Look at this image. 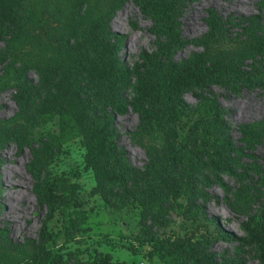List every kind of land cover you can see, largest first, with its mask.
Returning <instances> with one entry per match:
<instances>
[{
    "label": "rangeland",
    "instance_id": "obj_1",
    "mask_svg": "<svg viewBox=\"0 0 264 264\" xmlns=\"http://www.w3.org/2000/svg\"><path fill=\"white\" fill-rule=\"evenodd\" d=\"M166 2L174 10L178 35L183 40L170 57L174 63L190 59L194 52L224 50L232 56L248 40L264 36V0ZM87 4L88 0H74L72 14L82 16ZM16 14L22 18L21 10ZM154 19L150 4L144 8L136 0H117L101 28L108 42L116 46L122 75L113 84L80 74L76 77L80 105L75 109L68 107L71 104H55L53 80L50 84L41 79L33 68L25 70L20 90L10 84L0 89V262L3 257L20 254L18 264H39L43 257L54 264H73L90 261L99 252L107 254L112 264H163L150 257L154 240L192 234L200 254L213 264H261L258 246L264 244V134L249 145L243 141L239 126L264 122V87L219 80L183 90L180 99L185 108L178 105L180 111L173 123L175 140L186 134L184 138L196 141L203 117H209L199 113V107L215 103L220 118L218 139L230 145L232 170L215 172L206 167L207 155H202L199 161L205 167L190 195L184 184L178 187L181 194L176 200L169 193L162 197L167 188L156 190L161 195L158 200L144 189L146 174L148 170L152 174L154 168L151 152L154 148L160 154L166 152L161 142L139 132L143 123L132 107L140 90L152 95L153 76L166 61L157 49L163 36L149 29ZM0 25L11 29L1 17ZM60 39L61 63L92 55L81 27L64 29ZM25 48L30 53L36 51L34 46ZM0 49H4L3 37ZM15 58V52L4 49L0 75L5 62ZM235 60L244 70L263 72L264 80V55L236 56ZM46 95L54 111L43 106ZM200 96L206 98L201 100ZM162 100L160 106L164 104ZM82 108L87 111L81 113ZM92 127L106 131L105 144L113 156L90 155L87 147L95 130ZM26 132L28 137H23ZM23 138L32 143L25 145ZM42 142L49 144L48 154L41 150ZM30 146L41 150L35 152L38 157L45 154L40 159H49L43 161L46 170L39 183L58 179L70 189L68 210L81 220L74 237L54 242L49 239L60 228V216L55 207L39 199L42 193L32 178L34 153ZM215 149L216 145L210 144L205 148L207 153ZM178 168L173 165V175ZM10 174H15V183L7 181ZM200 190L211 194H207V200ZM25 225L29 227L27 232H17L19 226ZM228 232L233 234L231 238L225 237Z\"/></svg>",
    "mask_w": 264,
    "mask_h": 264
},
{
    "label": "trees",
    "instance_id": "obj_2",
    "mask_svg": "<svg viewBox=\"0 0 264 264\" xmlns=\"http://www.w3.org/2000/svg\"><path fill=\"white\" fill-rule=\"evenodd\" d=\"M136 1L144 8L145 5L150 4V9L154 11V23L149 29L163 36L157 49L166 60L162 64L163 67L159 68L153 76L154 85L150 89L152 95H145L140 90L139 99L132 105L143 123L139 132H145L146 138L161 142L167 152L160 154L161 151L158 152L157 148L151 150V157L155 160L152 165L154 168L152 174L150 170L146 174L151 180L145 178L144 189L158 200L161 195L156 190L161 191L167 188L165 194L162 193V197L166 198L165 196L169 193L171 198L176 200L181 194L178 188L180 184L186 186L185 190L189 195L191 190L193 191L195 182H198L201 176L200 171L205 167V163L199 161L202 155H207L205 161L209 169L215 172L232 170L231 158L228 155L231 150L230 145L218 139L217 129L220 118L215 103L209 102L199 107V113L209 117H203L204 122L200 134L196 135V141L192 142L184 138L186 134L182 135L183 138L175 140L173 123L180 111L178 105L185 108L181 105L180 93L188 87L202 88L219 80L228 83L237 81L241 86L247 87L254 85L264 87L263 72L258 69L244 70L240 67L239 60H235L236 56H263L264 36L248 40L244 47L232 56L224 50L194 52L190 59L174 63L170 61V57L183 40L178 35L173 8L166 0ZM73 2L74 0H0V17L11 25L10 30L0 25V38L3 37V48L7 52L16 54L15 61H6L2 66L0 89L10 84L20 90L25 80V70L33 68L41 79L50 84V79L53 80L54 103L71 104L68 107L75 109L80 105L78 99L80 91L76 84V77L80 74L87 73L98 80H109L110 83L116 84L122 75L116 58V46L110 44L105 38L101 22L117 5V0H88L83 15L78 17L72 14ZM16 10H21L22 18L17 17ZM211 25L215 26L212 23ZM69 27H81L86 32L92 55L88 58L61 63L63 46L60 35L64 29ZM27 45L34 46L36 51L30 53L25 48ZM4 49H0V62L4 60ZM158 89L162 91L161 94ZM48 96L44 97L42 104L54 111V106L51 107L48 104L51 102V99H47ZM205 98L200 96L201 100ZM150 99L152 102L149 101ZM161 99L164 101L162 106L159 105ZM158 105V108L154 107ZM86 111L87 109L83 108L80 110L81 113ZM88 125L91 126V124ZM239 128L243 141L248 142L249 145L251 140L258 139L264 134V122L262 121L241 123ZM27 135L26 132L23 137H28ZM105 136L106 131L103 128H96L93 131L87 147L91 156H113L111 148L105 144ZM22 142L27 146L32 143L31 140L25 138ZM41 144V150L43 148L48 154L49 144L48 146L44 142ZM209 144L216 145V149L207 153L205 148ZM35 150L39 149H34V153L37 152ZM176 151H179L178 155L175 154ZM32 163L30 165H33ZM173 165L179 167L176 175L171 172ZM60 183L58 179L46 180L36 187L42 192L43 201L55 207L60 216V228L49 235V239L53 242L57 238L64 240L74 237L81 225L78 216L68 210L70 201L68 190L70 189L66 184ZM177 184L179 185L175 187ZM174 202L177 207L181 206V203ZM258 249L261 264H264V244H259ZM149 254L150 257H156L163 264H213L206 255L200 254L192 234H176L157 238ZM42 259L38 262L39 264H54L52 259L46 260V257ZM19 262L20 254H13L1 258L0 264H18ZM73 264H112V262L107 254L102 255L97 252L92 260L77 261Z\"/></svg>",
    "mask_w": 264,
    "mask_h": 264
},
{
    "label": "bare ground",
    "instance_id": "obj_3",
    "mask_svg": "<svg viewBox=\"0 0 264 264\" xmlns=\"http://www.w3.org/2000/svg\"><path fill=\"white\" fill-rule=\"evenodd\" d=\"M42 91V90H41ZM92 96V95H91ZM87 103V102H86ZM89 103V102H88ZM89 112V111H88ZM84 115V114H83ZM108 117V116H107ZM47 119V118H46ZM100 121V120H99ZM30 148H31V150H32V153H34L33 151H34V147L33 146H30ZM45 148H47V147H45ZM44 149H42V151H43ZM35 151H39V153L41 152L40 151V149L39 150H35ZM44 154V153H43ZM43 154L41 153L40 155H42V156H39V157H43ZM45 155V154H44ZM47 156V155H46ZM37 155H35V153L33 154V160H32V164L33 165H30V166H32L33 168H34V171H33V173H32V178L33 179H35V183L34 184H36V185H38L39 184V181H38V179L40 178V177H42V175H44L45 174V170H46V168H45V165L43 164V161H46V160H49V159H47V158H43V159H40ZM45 157V156H44ZM49 157V156H48ZM68 166V165H67ZM31 167V168H32ZM47 167V166H46ZM32 168V169H33ZM66 169V168H65ZM67 171V170H66ZM68 173V172H67ZM14 175L15 174H10L8 177H7V181L10 183V184H12V183H15V178H13L14 177ZM21 176V175H20ZM218 178V177H217ZM19 179V178H18ZM42 179V178H41ZM204 180V179H203ZM18 181H20V180H18ZM24 181V180H23ZM204 182V181H203ZM206 182H210V180H206ZM27 182H25V184H26ZM38 183V184H37ZM211 183V182H210ZM24 184V183H23ZM24 184V185H25ZM40 185H42V184H40ZM224 185V184H223ZM225 186V185H224ZM227 186V185H226ZM38 187H41V186H38ZM227 188V187H226ZM41 190V189H40ZM45 190H47V189H45ZM37 191V190H36ZM38 192H40V191H38ZM202 192H204V191H201L200 190V194H202L203 196H205L204 197V199L205 200H207L206 198L208 197V195L207 194H209V193H206V194H204V193H202ZM40 193H42V192H40ZM39 193V194H40ZM44 193H45V191H44ZM38 194V195H39ZM46 194V193H45ZM209 195H211V194H209ZM48 196V195H47ZM207 196V197H206ZM45 197V196H44ZM211 197V196H210ZM38 198V197H37ZM39 199L40 200H43V194H41L40 196H39ZM38 200V199H37ZM36 200V201H37ZM30 201V200H29ZM39 202H37V205H39V206H41L40 204H38ZM41 203H42V201H41ZM25 205V204H24ZM29 205V204H28ZM29 207V206H28ZM201 207L203 208V210H204V208H205V205L204 204H201ZM37 208V207H36ZM39 209H41V208H39ZM9 210V209H8ZM20 210V209H19ZM202 210V211H203ZM22 211V210H21ZM25 212L26 211H24V214H25ZM6 216V215H5ZM8 218V217H7ZM211 218H216V217H214V216H211ZM215 220V219H214ZM27 223V222H26ZM28 224V223H27ZM20 225V224H19ZM27 225H25V226H19V230L17 231V232H27L28 230H29V227H26ZM17 228V227H16ZM7 230V229H6ZM8 232V231H7ZM225 235V237H227V238H231V236H233V234H231V233H226V234H224ZM14 241V240H13ZM1 245V244H0Z\"/></svg>",
    "mask_w": 264,
    "mask_h": 264
}]
</instances>
